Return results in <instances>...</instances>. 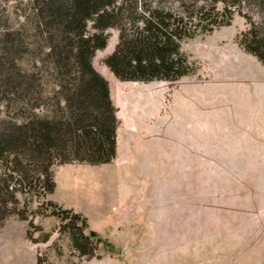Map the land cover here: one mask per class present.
Segmentation results:
<instances>
[{
	"label": "rangeland",
	"instance_id": "374dc122",
	"mask_svg": "<svg viewBox=\"0 0 264 264\" xmlns=\"http://www.w3.org/2000/svg\"><path fill=\"white\" fill-rule=\"evenodd\" d=\"M30 6V0H0L2 61L9 23L24 7L27 16ZM246 27L236 14L230 25L187 39L182 49L195 72L149 82L121 80L106 65L118 41L111 28L93 63L109 81L119 126L140 129V145L153 148L139 150V173L130 179L143 194V213L117 232L92 217L91 226L112 246L101 243L88 257L60 229L57 215L44 214L43 198L19 193L21 206L35 211L33 226L8 217L0 227V264H39V257L43 264H264V63L239 45ZM32 58L25 54L23 64ZM14 113L0 100L1 117ZM146 155L158 172L141 166ZM119 187L106 194L114 197Z\"/></svg>",
	"mask_w": 264,
	"mask_h": 264
},
{
	"label": "trees",
	"instance_id": "16d2710c",
	"mask_svg": "<svg viewBox=\"0 0 264 264\" xmlns=\"http://www.w3.org/2000/svg\"><path fill=\"white\" fill-rule=\"evenodd\" d=\"M9 23L0 59V100L15 113L0 116V227L16 214L35 213L19 193L43 198L44 214L57 215L73 246L92 257L112 244L74 207L50 199L54 164L111 162L117 154L119 118L108 79L93 63L118 30L104 61L121 80H179L196 70L182 44L230 25L247 27L239 45L264 63V0H30ZM1 24V23H0ZM25 54L33 55L23 64ZM27 235L33 239V233ZM46 233L41 240H48ZM35 240V239H33ZM38 263L43 264L41 258Z\"/></svg>",
	"mask_w": 264,
	"mask_h": 264
},
{
	"label": "crops",
	"instance_id": "0c3cea01",
	"mask_svg": "<svg viewBox=\"0 0 264 264\" xmlns=\"http://www.w3.org/2000/svg\"><path fill=\"white\" fill-rule=\"evenodd\" d=\"M119 118L122 119L120 114ZM139 134L141 135L142 131L136 127L122 128L120 125L117 154L111 162H69L55 165L56 187L48 197L64 206L82 211L88 216L90 223H93L92 217L102 219L111 224L116 232L122 231L127 225H133L131 218L143 213L140 209L143 194L135 191L130 179L139 173V150L153 149H144L140 145ZM144 161L141 165L144 170L158 172L154 165H157V162L152 157L146 155ZM116 184L120 186L119 191L110 198L106 191Z\"/></svg>",
	"mask_w": 264,
	"mask_h": 264
},
{
	"label": "bare ground",
	"instance_id": "6f19581e",
	"mask_svg": "<svg viewBox=\"0 0 264 264\" xmlns=\"http://www.w3.org/2000/svg\"><path fill=\"white\" fill-rule=\"evenodd\" d=\"M90 179V178H89ZM95 180V179H94ZM98 183V182H97Z\"/></svg>",
	"mask_w": 264,
	"mask_h": 264
}]
</instances>
